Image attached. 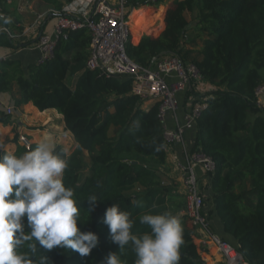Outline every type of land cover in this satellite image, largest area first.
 <instances>
[{"label": "trees", "instance_id": "trees-1", "mask_svg": "<svg viewBox=\"0 0 264 264\" xmlns=\"http://www.w3.org/2000/svg\"><path fill=\"white\" fill-rule=\"evenodd\" d=\"M18 1L0 0V14L10 20L8 24L0 20V27L10 34L22 30ZM39 1L60 11L64 2L73 0ZM126 1L138 10L136 16L154 5L152 0ZM189 14L195 19L199 47L195 40L183 44ZM155 23L154 31L141 35L144 25L134 21L125 52L142 67L162 52L177 55L217 87L207 95L208 107L196 120L194 148L214 162L210 189L224 234L248 264H264V108L252 120L248 115L256 106L255 90L264 83V0H168ZM18 40L0 31V47L11 48L20 44ZM89 43L87 30L80 29L60 40L54 58L43 65L34 62L24 71L17 59L0 62V93L15 87L16 106L31 103L39 111L54 109L62 115L65 130L75 141L70 152L57 147L68 159L63 182L76 194L84 220L78 228L98 236L97 247L88 256L59 247L47 251L38 245L33 259L45 255L50 264H101L114 252L126 264H134L131 246L120 253L103 223L106 209L118 204L136 221L134 233L150 231L139 223L145 211L177 215L183 230L178 264H205L203 235L183 214L185 197L161 172L166 153L158 104L143 109V101L131 93L129 80L88 70ZM70 77L76 78L73 89L66 84ZM8 120L0 113V122ZM35 146L18 147L15 155ZM90 195L97 196L91 212ZM137 202H143V207ZM20 251L27 252L26 245Z\"/></svg>", "mask_w": 264, "mask_h": 264}, {"label": "clouds", "instance_id": "clouds-1", "mask_svg": "<svg viewBox=\"0 0 264 264\" xmlns=\"http://www.w3.org/2000/svg\"><path fill=\"white\" fill-rule=\"evenodd\" d=\"M0 20L10 23L3 16ZM67 168L68 159L57 151L51 134L19 156L0 150V264H50L45 255L33 259L38 245L47 251L71 249L81 256H88L97 247L98 236L77 226L84 220L74 190L63 182ZM96 200V195L87 198L89 212L95 210ZM137 206L143 207V202ZM138 219L150 231L134 233L136 221L118 204L106 209L103 223L120 253L130 245L134 264H178L183 231L178 216L149 210ZM25 245L28 251H20ZM101 264L126 262L120 254L110 252Z\"/></svg>", "mask_w": 264, "mask_h": 264}, {"label": "built area", "instance_id": "built-area-1", "mask_svg": "<svg viewBox=\"0 0 264 264\" xmlns=\"http://www.w3.org/2000/svg\"><path fill=\"white\" fill-rule=\"evenodd\" d=\"M10 3L11 0H5ZM154 4L157 1L152 0ZM25 5H18V13L25 11ZM135 9L127 6L126 0H73L63 5L60 11L54 10L57 18L49 32H42L33 44L37 53L36 65H43L55 56L56 45L65 40L71 31L86 29L90 36L88 55L85 67L96 70L106 76L119 77L131 82V93L143 103L158 104V119L164 126L168 113L175 114L181 107L179 95L185 94L196 84L203 81L197 67L179 56L171 54L152 62L148 67H142L132 61L125 52L132 26L131 16ZM0 16H2L0 14ZM44 16V15H43ZM35 24L22 27L20 33L10 34V38L21 39L35 33ZM7 57H0L2 60ZM264 95V83L255 90L256 98ZM208 107L207 99L191 98L187 101L181 119L176 121L174 130L163 128L166 139L174 141L183 147V191L185 208L183 214L196 226L204 231L200 240L211 245L223 259L225 264H248L235 247L225 243L210 232L209 226L202 215L204 199L199 187L200 169L204 175L212 177L215 165L200 148L191 151L185 149V133L194 131L196 120ZM5 114H12L11 108L5 109ZM18 143L25 148L30 144L26 137L18 136ZM204 239V241H203Z\"/></svg>", "mask_w": 264, "mask_h": 264}, {"label": "crops", "instance_id": "crops-1", "mask_svg": "<svg viewBox=\"0 0 264 264\" xmlns=\"http://www.w3.org/2000/svg\"><path fill=\"white\" fill-rule=\"evenodd\" d=\"M80 1L84 2L86 0ZM167 2L168 0H166L165 3H163V0L159 2L161 5L158 6V9H156L154 13L155 22L158 13L161 11L163 6L167 4ZM24 3H26L25 11L22 13H18L17 11V15L21 17L20 25L21 27H28L29 25L35 24L37 25L35 29L36 31L35 33L32 32L25 38L19 39L18 41L20 44L18 42L13 43L11 48L1 46L0 57L19 60L22 69L26 71L27 66L34 63L37 58V53L33 50L35 40L40 33L49 32L51 30L57 16L53 12V9L39 0L18 1V5ZM34 4L37 6L39 5L41 9L43 8V10L36 11L33 7ZM64 4L66 3L64 2ZM149 10L150 9L146 10L142 14H138L135 21L143 24L146 21V17H148L147 15L150 12ZM155 28L156 23L149 27V32L154 31ZM146 33L147 32L142 31L141 35ZM184 47L187 48L189 46L184 45ZM75 81V77H70V79H67L66 84L73 89ZM215 90H217V87L203 80L196 84L195 87H192L185 94H180L178 98L181 107L175 114L168 113L166 115L163 128L167 130H174L176 127V121L181 119L182 113L186 108L187 101L189 99H208L207 95ZM15 92L16 88L13 87L11 92L0 93V113L9 119L6 123L0 122V150L6 153L10 152L15 154L18 147H23L18 143V136L26 137L31 146L36 145L41 139L51 134L56 139L57 147H62L66 152H70L75 147V141L72 134L65 130L62 115L54 109L39 111L31 103L16 106ZM151 105H153L152 102H146L142 108L147 109ZM6 108L12 109V114L10 116L5 114ZM262 108H264V95L257 98L255 107L249 109V120H252L257 115H260ZM194 141V131L185 133L184 146L186 150L191 151L194 149ZM164 149L166 153V164L162 168L161 172L164 178L168 181L170 180L175 185L176 190L179 193H182V168L184 166L183 147L176 144L174 141L165 138ZM197 173L199 175L200 191L204 199L202 215L209 226V230L220 239L230 241L231 239L224 234L222 223L216 216L214 210L215 195L210 189L211 177L204 175L200 169H197ZM235 244L236 243L234 242V245ZM202 259L205 264H225L223 259L214 253L211 245H209L207 255H203Z\"/></svg>", "mask_w": 264, "mask_h": 264}, {"label": "rangeland", "instance_id": "rangeland-1", "mask_svg": "<svg viewBox=\"0 0 264 264\" xmlns=\"http://www.w3.org/2000/svg\"><path fill=\"white\" fill-rule=\"evenodd\" d=\"M165 1L166 0H163V3H165ZM159 5H161V3H156V4H154V5H152V6H154V7H152V6H150V12H149V14L147 15L148 17H146V21L143 23V25L145 26V28H144V32H149V27H151V26H153L154 24H155V19H154V13H155V10L156 9H158V6ZM39 6V5H38ZM36 4H34L33 5V7H34V9L37 11H39V10H43V8L41 9L40 8V6L38 7ZM152 7V8H151ZM152 9V10H151ZM135 10H137V9H135ZM187 19H188V21H189V26H188V29H187V32H186V35H185V38L183 39V44L185 43H187L188 41H189V44H190V42H192V41H196V44H197V46L199 47V45H200V40L199 39H195V35H196V32H197V30H196V28H195V19H194V17H193V15H191V14H189V15H187ZM197 47V48H198ZM70 79V78H69ZM69 81V80H68ZM69 83V82H68ZM146 103V102H145ZM144 105V104H143ZM84 160H85V171H86V169H87V165H88V159H87V157L85 156V158H84ZM222 234V233H221ZM225 243H227V244H229V245H231V246H233V247H235L234 246V242H233V240H230V241H227V240H223ZM213 251H214V253L218 256V257H220L219 256V254L216 252V249L215 248H213Z\"/></svg>", "mask_w": 264, "mask_h": 264}, {"label": "bare ground", "instance_id": "bare-ground-1", "mask_svg": "<svg viewBox=\"0 0 264 264\" xmlns=\"http://www.w3.org/2000/svg\"><path fill=\"white\" fill-rule=\"evenodd\" d=\"M136 14H137V10H134V11H133V14H132V16H131L132 25H133L134 21L136 20ZM195 226H196V225H195ZM196 227H197V229L199 230L200 234H202L203 237H204V235H205V234H204V231H203L200 227H198V226H196ZM203 241H204V239H203ZM200 246H201L202 250L204 251V255H207V253H208V249H209V244L206 245V244H204V242H202V241L200 240Z\"/></svg>", "mask_w": 264, "mask_h": 264}, {"label": "water", "instance_id": "water-1", "mask_svg": "<svg viewBox=\"0 0 264 264\" xmlns=\"http://www.w3.org/2000/svg\"><path fill=\"white\" fill-rule=\"evenodd\" d=\"M167 55H168V53L162 52V53H160L157 57H155V58L152 60V62H155V61L158 60L159 58L164 57V56H167Z\"/></svg>", "mask_w": 264, "mask_h": 264}]
</instances>
